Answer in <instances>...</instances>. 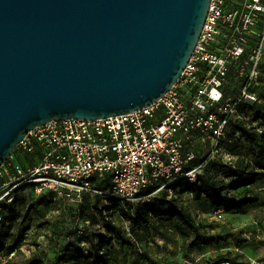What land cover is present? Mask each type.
Returning a JSON list of instances; mask_svg holds the SVG:
<instances>
[{
    "label": "built area",
    "instance_id": "obj_1",
    "mask_svg": "<svg viewBox=\"0 0 264 264\" xmlns=\"http://www.w3.org/2000/svg\"><path fill=\"white\" fill-rule=\"evenodd\" d=\"M238 122L264 129V0H210L188 63L156 102L106 118L53 119L17 144L0 166V264L29 250L33 226L18 233L12 218L19 202L79 209L86 195L99 194L134 217L136 203L178 181L198 182L191 139H238ZM76 225L82 233L84 224Z\"/></svg>",
    "mask_w": 264,
    "mask_h": 264
},
{
    "label": "water",
    "instance_id": "obj_2",
    "mask_svg": "<svg viewBox=\"0 0 264 264\" xmlns=\"http://www.w3.org/2000/svg\"><path fill=\"white\" fill-rule=\"evenodd\" d=\"M210 0H0V166L33 128L156 102Z\"/></svg>",
    "mask_w": 264,
    "mask_h": 264
},
{
    "label": "rangeland",
    "instance_id": "obj_3",
    "mask_svg": "<svg viewBox=\"0 0 264 264\" xmlns=\"http://www.w3.org/2000/svg\"><path fill=\"white\" fill-rule=\"evenodd\" d=\"M190 141L188 148L195 151V160L208 158L209 164L219 167L218 177L227 183L251 178L249 175L243 178L234 175L238 167L246 171L256 170L253 146L246 139L223 140L219 145L203 136ZM220 164H231L234 171L220 170ZM246 188L258 193L259 200L238 213L223 210L219 213L204 212L202 200L182 191L183 187L171 189L169 194H180L190 207L202 226L200 236L206 243L201 248L189 250L188 243L196 238L194 234L189 233L176 218H155L148 228L128 234L125 244L113 242L109 246L110 264H207L209 258L220 254L227 255L230 260L223 264H264V174L239 191ZM164 192L162 190L158 194ZM90 209L84 207L86 216L93 213ZM114 220L122 221L118 216ZM32 224L34 228L26 247L29 250L20 256L19 264L34 261L37 264H55L59 247L64 248L68 242L77 244L80 239L74 229V212L68 207L57 209L40 205L34 211ZM98 228L99 225L92 226L86 234L91 235Z\"/></svg>",
    "mask_w": 264,
    "mask_h": 264
},
{
    "label": "trees",
    "instance_id": "obj_4",
    "mask_svg": "<svg viewBox=\"0 0 264 264\" xmlns=\"http://www.w3.org/2000/svg\"><path fill=\"white\" fill-rule=\"evenodd\" d=\"M232 128L242 133V136L238 138L246 139L253 146L254 166L256 170L246 171L238 167V171L234 172V175H237L239 178L249 175L251 177L249 180L230 181L229 183L221 180L218 177L219 167L209 164L208 158L205 157L201 161L194 159L191 163V167L201 165L202 169L196 184H188L184 180H181L166 188L164 193L155 195L151 202L136 203L133 208L134 217L129 216L115 199L107 198L109 200L106 203L104 196L99 194L86 195L79 209L66 206L74 212V229L78 236H80V239L77 244L68 242L64 248L59 247L56 251L57 262L55 264H110L109 246L113 242L125 244L128 234L148 228L155 218L168 217L178 219L189 233L196 236L194 240L188 243L189 250L201 248L206 243L200 236V231L202 230L201 224L196 220L190 207L183 201L180 194H169V192L173 188L183 187L182 191L189 192L195 199L202 200L201 207L204 212L223 210L227 213H238L244 210L247 205L259 200L258 193L247 188L242 191H239V189L253 183L258 176L264 174V129L258 132L253 127H248L241 122L233 124ZM220 165L222 166L220 170L234 171L231 164ZM98 185V187L103 189L108 186L104 182H100ZM43 204L57 207V209L59 207L56 204H38V202L26 207L25 203L20 204L19 202V209L11 208L12 218L16 220L14 221V226H16L18 233H26L31 226L34 228L32 224L34 211L38 206ZM84 207L91 208L90 210L93 213L90 216H86ZM116 216L121 218L122 221L116 222L114 220ZM19 218L22 219V222L18 226L17 220ZM77 220L84 224L82 233H79L77 230ZM124 222H129V232L125 229ZM95 225H99L97 232H91V235L90 233L86 234V231L89 228L91 230V227ZM101 230H104V232L101 233ZM12 234V232L7 231L4 235L11 236ZM21 237L20 235L19 239ZM83 242L86 245L83 246ZM23 254L19 250L16 256L6 264H19L18 259ZM227 261H230L227 255L220 254L209 258L207 264H223ZM31 264H37V262L34 261Z\"/></svg>",
    "mask_w": 264,
    "mask_h": 264
}]
</instances>
